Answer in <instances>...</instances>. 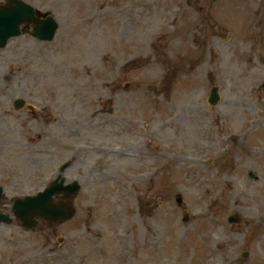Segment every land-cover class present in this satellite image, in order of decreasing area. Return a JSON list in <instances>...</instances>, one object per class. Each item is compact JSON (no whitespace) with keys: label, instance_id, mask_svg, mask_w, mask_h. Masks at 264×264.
<instances>
[{"label":"rangeland","instance_id":"obj_1","mask_svg":"<svg viewBox=\"0 0 264 264\" xmlns=\"http://www.w3.org/2000/svg\"><path fill=\"white\" fill-rule=\"evenodd\" d=\"M24 1L59 29L40 43L26 28L0 50L2 211L65 162L81 191L68 223L0 226V264H264V0ZM18 98L34 113L14 112Z\"/></svg>","mask_w":264,"mask_h":264},{"label":"water","instance_id":"obj_2","mask_svg":"<svg viewBox=\"0 0 264 264\" xmlns=\"http://www.w3.org/2000/svg\"><path fill=\"white\" fill-rule=\"evenodd\" d=\"M34 15L33 9L20 1L13 0L12 2H8L5 6H0V46H2L8 38L19 34V24L29 22L34 24L33 31L39 40H52L56 29L54 21L51 18L40 21L37 20ZM77 190V186L72 187L69 193L73 195ZM48 196L49 195L46 194L42 196L43 198L38 196L34 199L26 198L22 201H17L14 206L16 214L23 220H27L31 215H44L45 217L53 216L55 214V209L52 208V206L49 207L47 204ZM68 214H70V212H68ZM69 216H71V214L68 215V217ZM4 219L5 216L0 215V221Z\"/></svg>","mask_w":264,"mask_h":264}]
</instances>
